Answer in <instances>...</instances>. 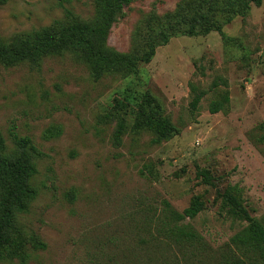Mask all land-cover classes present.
I'll list each match as a JSON object with an SVG mask.
<instances>
[{
	"label": "rangeland",
	"instance_id": "rangeland-1",
	"mask_svg": "<svg viewBox=\"0 0 264 264\" xmlns=\"http://www.w3.org/2000/svg\"><path fill=\"white\" fill-rule=\"evenodd\" d=\"M96 1L7 0L0 43L19 45L72 20L92 24ZM181 1L132 0L100 43L141 49L145 30ZM223 32L230 42L216 32L173 37L137 73L100 80L72 51L44 56L38 67L0 62V134L8 146L11 131L29 137L41 153L31 180L38 194L17 214L0 264H160L174 255L190 256L181 264H223L229 239L246 225L227 206L228 192L264 222V145L254 142L264 122V2ZM191 85L203 93L196 109ZM147 92L180 130L168 141L131 130ZM214 103L223 109L211 113ZM119 116L128 125L117 146ZM196 196L202 210L188 222L205 249L155 239L149 226L165 222L164 204L182 212Z\"/></svg>",
	"mask_w": 264,
	"mask_h": 264
},
{
	"label": "trees",
	"instance_id": "trees-1",
	"mask_svg": "<svg viewBox=\"0 0 264 264\" xmlns=\"http://www.w3.org/2000/svg\"><path fill=\"white\" fill-rule=\"evenodd\" d=\"M132 0H97L96 21L92 24H81L76 20L57 29H43L35 32L32 38L21 44L0 43V62L3 64L28 63L38 67L41 59L49 54H61L72 51L79 54L81 60L88 66L91 77L100 80L107 75H129L137 73L139 64H146L155 55L159 46L166 45L177 36L197 37L216 32L224 43L232 39L224 34V26L230 24L236 17L246 16L252 6H260L264 0H182L173 12L165 13L157 18L154 25L145 30L141 40V49L131 53L108 51L100 43L112 26L124 16L125 8ZM7 0H0V4ZM68 17L71 12L66 11ZM193 99L190 103L196 109L203 95L191 85ZM223 109L221 103L210 106L211 113ZM131 130L135 133L148 132L153 136V143L168 141L177 136L180 130L164 113L160 102L150 93H145L138 106L132 112ZM128 123L125 117L119 116L113 134L115 145H120L121 135ZM257 145H264V122L257 128L254 136ZM11 145L5 143L0 134V255L10 244L8 234L15 228L17 214L25 213L28 204L38 194L31 180L37 174L34 159L41 157L40 151L29 137H19L10 133ZM264 153V150H263ZM201 175L208 182L206 172ZM227 206H230L246 222L228 241L223 252V264H264V222L252 217L238 202L236 197L228 192L224 195ZM199 196L182 212L174 210L168 203L164 204L161 215L165 222H156L149 226V232L155 239H165L168 244L176 245L180 251L184 247L200 251L205 249V243L190 222L202 210ZM35 248L44 249L45 244L37 238L32 239ZM9 252L12 249L8 250ZM181 259L174 255L172 260L160 264H181Z\"/></svg>",
	"mask_w": 264,
	"mask_h": 264
}]
</instances>
